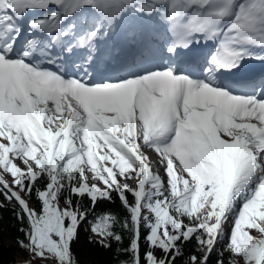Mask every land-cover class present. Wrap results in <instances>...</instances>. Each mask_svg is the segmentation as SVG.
I'll list each match as a JSON object with an SVG mask.
<instances>
[{"label":"snow or ice","instance_id":"1","mask_svg":"<svg viewBox=\"0 0 264 264\" xmlns=\"http://www.w3.org/2000/svg\"><path fill=\"white\" fill-rule=\"evenodd\" d=\"M38 9L47 14L28 20L31 38L17 52L21 22ZM86 10L91 24L65 26ZM129 10L167 25L171 57L215 40L205 78L169 64L90 82L98 43ZM253 48L264 49V0H0V196L24 225L20 247L55 264H80L72 245L87 223L97 244L112 250L115 242L127 257L117 264H176L193 241L198 254L188 264H210L213 255L226 264L225 253L227 264H264V88L243 95L215 78L245 59L264 61ZM78 49L87 52L79 76L42 67ZM116 198L122 220L95 213ZM117 224L130 236L126 245Z\"/></svg>","mask_w":264,"mask_h":264},{"label":"trees","instance_id":"2","mask_svg":"<svg viewBox=\"0 0 264 264\" xmlns=\"http://www.w3.org/2000/svg\"><path fill=\"white\" fill-rule=\"evenodd\" d=\"M247 188H254L255 184L253 181H249ZM68 195L67 192L64 194ZM79 199L82 206L85 208H91L90 203L86 198H74ZM131 200V194H129ZM35 200H31L30 204L35 205ZM0 204H4V207L0 208V264H23L24 258L30 255L32 259L31 264H55L53 258L43 259L38 256H34L33 253L25 248H21L17 243L18 239L23 238V233L20 232V228L24 225L16 219L13 211L14 205L8 203L2 196H0ZM63 206V199L60 201ZM95 213H111L122 220L126 216V210L123 209L119 198H116L113 202H103L98 205ZM93 213V215L95 214ZM238 213L234 212V215ZM93 219L92 215H89L88 220ZM185 223H190L187 217L184 218ZM117 231H121L124 236L123 244L129 242L130 236L126 231H122L119 224L116 225ZM99 237L93 236L90 231L89 225L86 223L79 230L78 238L73 242L74 255L78 258L80 264H117L120 260H126L127 257L120 256L117 254L118 245L113 242L112 250L105 249L97 244L95 241ZM219 250V249H218ZM183 255L176 260V264H188V258L193 254H198L195 246V242L187 243L183 247ZM229 254L225 253V262ZM216 256L210 257V264H215Z\"/></svg>","mask_w":264,"mask_h":264},{"label":"bare ground","instance_id":"3","mask_svg":"<svg viewBox=\"0 0 264 264\" xmlns=\"http://www.w3.org/2000/svg\"><path fill=\"white\" fill-rule=\"evenodd\" d=\"M122 18H124V16H123ZM26 34H28V33H27V30L21 32V36L18 37V39H17V43H16V51H17V47L20 46V44L24 45V43H25V41H26V38H27ZM39 35H40V36H43L42 34H39ZM28 39H29V37H28ZM156 46H158V45L156 44ZM157 49H158V48L155 47L153 52L148 53V56H149L150 58H152V57H153V54H155V51H156ZM56 54H57V53L54 51V52H53V55H56ZM35 55L37 56V57H36L37 59H41V57H40L39 54H35ZM73 59H74L73 57H72L70 60H69L67 57L64 58L65 62H68V63H69L70 61H72ZM145 60H146V58H145ZM52 65H53V67H54V68H53L54 70H52V71H58V70H60V71H61V74L63 73L64 63H59L58 65H54V64H52ZM43 66H44V68H49L47 63H44ZM78 72H80V70H78ZM139 73H140L139 68L136 67V68L132 69L131 71H129L127 75L129 76V75H132V74H139ZM263 84H264V81H262V84H260L259 86L262 87ZM251 87H252V85H240V86H238V88H240L243 92L245 91L244 94H247V90H248L249 88H251ZM28 263H31V259H30V257H26V258H25V264H28Z\"/></svg>","mask_w":264,"mask_h":264},{"label":"rangeland","instance_id":"4","mask_svg":"<svg viewBox=\"0 0 264 264\" xmlns=\"http://www.w3.org/2000/svg\"><path fill=\"white\" fill-rule=\"evenodd\" d=\"M84 22L82 21V24H83ZM85 24V23H84ZM28 33V32H27ZM26 36H27V38H26V40L28 39V37H30V35H29V33L28 34H26ZM24 46V45H23ZM145 150V152L149 155V157L153 160V161H156V160H158V155L152 150V149H150V148H145L144 149ZM18 164H20V166L21 167H23V165H22V162H20V161H16ZM157 170H159V171H161V173H162V169H157ZM7 179H11V177L9 176V177H6ZM118 179H121V182H124V180H123V178H119L118 177ZM129 184H132L133 183V179H129L128 181H127ZM246 195V193L245 192H242L241 193V195L239 196V198L237 199V201L233 204V206H232V210H231V212L228 214L229 215V219L231 220L232 219V217L234 216V212L235 211H239V209H240V207H241V205H242V203H243V197ZM226 231H230V228L229 229H227ZM226 239V235H222L221 236V241H224Z\"/></svg>","mask_w":264,"mask_h":264}]
</instances>
